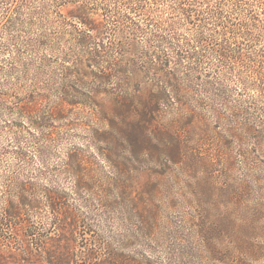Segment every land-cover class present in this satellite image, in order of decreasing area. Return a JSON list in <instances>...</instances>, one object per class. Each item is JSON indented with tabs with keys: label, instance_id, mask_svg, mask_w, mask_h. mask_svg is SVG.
<instances>
[{
	"label": "rangeland",
	"instance_id": "374dc122",
	"mask_svg": "<svg viewBox=\"0 0 264 264\" xmlns=\"http://www.w3.org/2000/svg\"><path fill=\"white\" fill-rule=\"evenodd\" d=\"M219 1L29 0L0 32V208L7 190L15 192L18 184L34 186L42 205L32 221L47 228L53 215L44 193L57 190L65 193L78 216V231L87 240L95 238L97 247L150 264H264V98L245 84L249 79L240 76L237 62L219 59L198 44L197 28L179 13L213 10ZM70 2L88 5L115 30L109 55L97 65L88 56L76 63L80 48L62 20L72 9ZM229 3L219 7L239 30L224 35L225 40L234 44L235 54L264 52V43L242 40L241 21ZM218 31L215 37L221 38L225 32L221 27ZM114 60L109 79L97 74ZM12 65L22 71L10 75ZM66 68L72 70L70 76ZM32 82L49 90L43 104L47 109L59 102L61 89L74 104L45 126V112L33 118L20 115L18 105ZM175 85L181 86L185 103L218 130L224 125L212 107L226 113L223 98L245 107L241 122L248 121L253 132L244 133L243 142L233 141L234 165L224 184L237 188L247 181L246 196L225 200V193L215 190L219 195L212 198L208 187L199 189L196 179L169 160L176 155L158 141L145 152L138 132L129 139L118 137L111 120L120 108L109 103L115 94L150 98L152 91L164 89L177 102ZM242 151L258 162L255 170L246 169ZM71 156L85 160L88 187H78ZM6 264L28 263L17 254L6 257Z\"/></svg>",
	"mask_w": 264,
	"mask_h": 264
},
{
	"label": "trees",
	"instance_id": "16d2710c",
	"mask_svg": "<svg viewBox=\"0 0 264 264\" xmlns=\"http://www.w3.org/2000/svg\"><path fill=\"white\" fill-rule=\"evenodd\" d=\"M225 2H230L234 15L241 21L239 24L244 31L240 36L242 40L248 43H264V0H222L213 10L199 11L188 8L181 9L179 13L188 26L197 28L196 42L219 59L237 62L240 76L246 74L249 79L245 84L255 89L259 98H264V52L262 49L253 50L250 44L252 50L247 51L249 53L240 51L235 54L234 44L224 37L239 29L236 28V23L226 16L225 10L219 7ZM28 3L29 0H0V32L14 22L16 15ZM70 3L72 9L62 20L65 24L68 23L67 27L72 31L80 48L76 63L88 56L90 64L97 65L109 55V50L113 47L110 39L115 30H110L101 18L94 16L88 5ZM220 27L225 34L216 38ZM206 30L213 33L207 36L204 32ZM157 40L162 39L158 36ZM116 64L117 60L110 63L108 61L106 68L97 74L103 79H109L113 74L111 66ZM18 69L17 65H12L10 75L22 71ZM26 69L24 68V73ZM66 70L70 76L72 70ZM22 79L24 80L23 76ZM170 81L167 80V83L170 84ZM172 89L178 96L177 102L172 101L164 89L152 91L150 98L115 94L109 103L115 110L120 108L111 120V126L116 125L114 129L118 137L122 140L129 139L138 132L145 143V152L151 150L154 141H158L168 152L176 155L177 158L174 159L170 154L172 159L169 160L180 166L187 176L196 179L199 189L208 187L212 198L219 195L215 190L225 193L222 194L225 200H238L241 195L246 196L249 190L247 181L237 188L224 184V178L231 174L234 165L230 155L233 141L238 139L243 142L244 133L253 132L248 121L241 122V118L246 114L245 107L239 103L233 105L227 98H223L226 113L212 107L218 123L224 125V130H218L210 125L208 118L200 111L185 103L181 86L175 85ZM39 90H43V93L39 94ZM48 91L45 87H39V83L32 82L18 105L17 112L27 118L45 112L42 118V125L45 126L49 119L60 117L68 106L74 104L65 98L69 95L68 91L61 89L59 102L47 109L43 104L48 102ZM241 155L245 160L246 169L250 172L255 170L258 162L249 157L251 154L242 151ZM69 158L73 160L70 165L71 173L76 177L78 187H88L85 160L78 156ZM219 185L221 187L218 188ZM16 186V193L6 191L4 204L0 208V245H3L4 249L0 253V263L6 264V257L15 259L18 254L23 262L28 264H150L147 260L135 259L108 246L101 248L98 245V248L95 238H92L94 241L87 240L88 238L78 231L79 218L68 205L64 192L50 189L45 191L44 196L53 215L52 223L47 228L44 224L37 225L32 221V216L40 209L42 203L37 199L35 187L27 184ZM248 214H255V211L248 209Z\"/></svg>",
	"mask_w": 264,
	"mask_h": 264
}]
</instances>
